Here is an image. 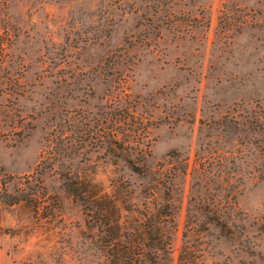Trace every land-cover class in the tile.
Returning <instances> with one entry per match:
<instances>
[{"label":"rangeland","instance_id":"374dc122","mask_svg":"<svg viewBox=\"0 0 264 264\" xmlns=\"http://www.w3.org/2000/svg\"><path fill=\"white\" fill-rule=\"evenodd\" d=\"M0 179V264H106L77 181L162 264H264V0H0Z\"/></svg>","mask_w":264,"mask_h":264},{"label":"trees","instance_id":"16d2710c","mask_svg":"<svg viewBox=\"0 0 264 264\" xmlns=\"http://www.w3.org/2000/svg\"><path fill=\"white\" fill-rule=\"evenodd\" d=\"M85 181L66 187L86 211V226L95 228L100 235L99 245L105 250L106 264H162L165 251L164 231L150 223L152 215H143L139 229L127 233L118 222L116 206L104 193L93 192ZM84 193L85 195H83ZM24 194L11 195L5 190V181L0 179V202L14 204L24 200ZM161 215L156 213L155 216Z\"/></svg>","mask_w":264,"mask_h":264}]
</instances>
